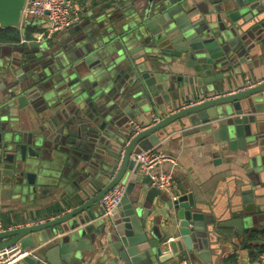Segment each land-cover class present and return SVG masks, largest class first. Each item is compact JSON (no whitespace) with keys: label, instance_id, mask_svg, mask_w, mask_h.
Returning a JSON list of instances; mask_svg holds the SVG:
<instances>
[{"label":"water","instance_id":"water-1","mask_svg":"<svg viewBox=\"0 0 264 264\" xmlns=\"http://www.w3.org/2000/svg\"><path fill=\"white\" fill-rule=\"evenodd\" d=\"M132 1L53 42L0 40V196L32 201L49 185L100 183L92 196L81 189L77 204L53 218L0 232V249L16 242L35 249L37 258L24 259L30 264H86V242L104 233L107 244L94 264H166L183 253L213 264L227 229L247 234L264 222V81L166 115L158 98L175 81L215 92L212 84L258 45L264 53V0ZM26 2L0 0V27H18ZM173 68L189 75L164 71ZM147 110L158 119L135 131L129 121ZM200 131L209 152L238 155L253 170L233 219L203 211L192 192L162 193L134 159L169 134ZM110 142L121 149L112 154L116 164L100 156ZM118 184L126 185L121 203L105 215L101 200ZM158 195L169 210L161 217L170 219L147 229Z\"/></svg>","mask_w":264,"mask_h":264},{"label":"crops","instance_id":"crops-1","mask_svg":"<svg viewBox=\"0 0 264 264\" xmlns=\"http://www.w3.org/2000/svg\"><path fill=\"white\" fill-rule=\"evenodd\" d=\"M81 7V20L85 22L98 14H105L106 17L112 11L122 12V8L132 2V0H75ZM144 3V1H143ZM43 20L40 18H30L20 23L18 27H12L20 32L22 43H45L46 40L39 41L37 36L42 32ZM6 29V28H2ZM3 30V31H4ZM8 33V31H4ZM68 30L56 33L51 42L59 39ZM172 77L177 79L189 75L183 68L165 69ZM166 73V72H165ZM260 83L264 81V53L260 46L252 52L245 63H241L238 68H231L229 76H224L222 80L215 81V92L205 94L201 91L202 85L185 84V81H175L169 92L159 93L160 111L164 115L169 114L187 106L190 103L198 102L206 96L213 94L230 93L248 88V81ZM170 83V82H168ZM171 84V83H170ZM203 89V88H202ZM166 95V99H164ZM153 110H147L143 114L131 119L143 128L153 121ZM135 128V126H134ZM142 128V129H143ZM191 129V128H189ZM184 130L174 133H180ZM172 134L167 135L161 140L156 150L164 151L174 155L177 158V165L163 163L154 170L173 171V183L170 189L162 193L173 197L176 191L181 194L189 192L194 193L198 206L205 212L214 213L219 219L227 221L233 219L234 203L240 198L241 185L246 183L247 174L253 170L244 162V160L235 154L212 153L208 150V144L205 142V132H195L193 134H182L178 138H171ZM118 146L113 142L106 144L104 152L100 154L103 160L114 162L112 154L119 153ZM118 160V159H117ZM120 161V160H119ZM118 161V163H119ZM117 163V165H119ZM95 176H90V182H94ZM263 177V175H262ZM84 180L81 186L77 187L72 181L65 187L59 185H49L39 191L36 199L32 201H22L21 198H15L12 195H6L3 192L0 196V219L6 229L31 224L35 221H44L69 210L78 201V192L86 189ZM92 188L87 187L88 196L94 195L99 189L100 183L95 180ZM102 206V204H101ZM104 210V208H103ZM169 211L167 202L156 196L151 208V213L147 219V229L155 219H161V225L165 226L168 218H162L163 212ZM259 222V221H258ZM99 230L101 228H98ZM229 236L220 240V249L213 264H258L259 252L264 249V222H259L249 233L239 232L235 228L227 229ZM254 234V235H253ZM172 236V235H171ZM168 236L166 239L172 238ZM247 236V239L245 238ZM176 234H174V238ZM102 243H106V233L98 235L94 240H88L85 246L91 249L84 250L86 264L97 263L103 253ZM166 250L168 248H165ZM111 259L103 260L100 264H107ZM99 263V262H98ZM21 264H30L22 261ZM38 264H41L38 262ZM166 264H206L200 259L190 260L186 253L180 254L174 260Z\"/></svg>","mask_w":264,"mask_h":264},{"label":"built area","instance_id":"built-area-1","mask_svg":"<svg viewBox=\"0 0 264 264\" xmlns=\"http://www.w3.org/2000/svg\"><path fill=\"white\" fill-rule=\"evenodd\" d=\"M81 7L75 0H27L23 12V22L27 19L40 18L43 20L42 32L38 34L37 39L50 40L60 31H65L79 23L81 20ZM253 81H248V86L257 85ZM194 104V103H191ZM158 119L154 115V119ZM135 131L141 130L143 127L131 122ZM123 151L121 152V155ZM134 159L141 163L140 171L144 174L151 175V186L161 191L170 189L173 183V171L158 170L155 168L163 163H170L176 166L177 158L167 152L154 149L143 151L134 156ZM120 163V161H119ZM126 191L125 184H118L110 190L101 200L104 214L108 215L111 211L120 205L122 197ZM6 230L0 219V232ZM169 239L168 241H170ZM167 241V242H168ZM37 258L35 249L24 247L20 242H16L9 247L0 249V264H21L26 257ZM41 264H46L40 261ZM258 264H264V251L259 254Z\"/></svg>","mask_w":264,"mask_h":264},{"label":"trees","instance_id":"trees-1","mask_svg":"<svg viewBox=\"0 0 264 264\" xmlns=\"http://www.w3.org/2000/svg\"><path fill=\"white\" fill-rule=\"evenodd\" d=\"M3 30L4 29H2V27H0V40L1 41H5V42H17V41H19L21 39L20 32H18L17 29L12 28V27L11 28H6L4 31H8V33H5ZM263 251H264V249L261 250L259 252V254L261 252H263Z\"/></svg>","mask_w":264,"mask_h":264}]
</instances>
